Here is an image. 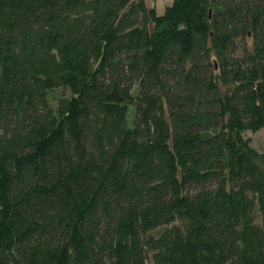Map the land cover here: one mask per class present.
<instances>
[{
    "label": "trees",
    "instance_id": "trees-1",
    "mask_svg": "<svg viewBox=\"0 0 264 264\" xmlns=\"http://www.w3.org/2000/svg\"><path fill=\"white\" fill-rule=\"evenodd\" d=\"M261 128L264 0H0V264H264Z\"/></svg>",
    "mask_w": 264,
    "mask_h": 264
},
{
    "label": "rangeland",
    "instance_id": "rangeland-1",
    "mask_svg": "<svg viewBox=\"0 0 264 264\" xmlns=\"http://www.w3.org/2000/svg\"><path fill=\"white\" fill-rule=\"evenodd\" d=\"M146 3L150 6H154L157 13L160 14L163 12L166 5H168L171 0H145ZM57 95V91L53 92ZM244 135L249 138L252 146L258 149H264V128L258 129L256 131L247 130L244 132Z\"/></svg>",
    "mask_w": 264,
    "mask_h": 264
}]
</instances>
